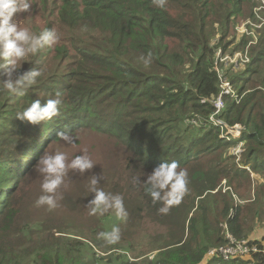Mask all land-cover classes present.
I'll return each mask as SVG.
<instances>
[{"label":"trees","instance_id":"trees-1","mask_svg":"<svg viewBox=\"0 0 264 264\" xmlns=\"http://www.w3.org/2000/svg\"><path fill=\"white\" fill-rule=\"evenodd\" d=\"M32 1L30 8L22 0L32 11L16 41L0 42V264H264V238L249 241L260 252L248 260L209 256L228 243L223 224L240 240L264 218V192L245 198L251 173L264 180L263 25L241 42L239 53L249 61L231 78L241 99L225 97L219 115L230 127L241 125L240 137L209 122L220 89L211 70L216 47L204 31L219 26L222 42L249 0ZM13 6L0 2L1 23ZM38 12L43 24L35 21ZM190 116L200 127L183 125ZM61 138L80 144L78 152L90 148L58 154L69 180L85 179L97 162L105 171L121 167L129 182H113L111 172L106 186L89 185L92 175L83 191L97 199L66 207L65 169L58 171L51 155ZM240 145L237 163L232 150ZM189 161L192 198L174 207L181 202L175 191L187 190L171 177L168 197L156 196L151 185L167 181L153 173L172 175ZM61 211L78 220L58 217ZM119 219L128 225L120 228V243L106 240L107 221ZM129 233L148 243L124 247Z\"/></svg>","mask_w":264,"mask_h":264},{"label":"rangeland","instance_id":"rangeland-1","mask_svg":"<svg viewBox=\"0 0 264 264\" xmlns=\"http://www.w3.org/2000/svg\"><path fill=\"white\" fill-rule=\"evenodd\" d=\"M2 0H0L1 2ZM31 1L30 4V8L32 7L33 1ZM264 0H249V3L246 4L245 6V11H244V17H240V20H238L235 24H232L230 22V24L227 26V32H223L224 33V38L221 42V37L222 34L220 32V28L219 26H213V28H206L204 31V35H208V39L210 41V45L212 46L211 48L213 49V47H216L214 52V59H213V63H212V67L211 70L212 72L215 74L217 80H218V86L220 89V94L214 99V104L216 103V107H218V113H216L215 115L211 116L209 118V122L215 126V127H219L221 129H223V131H225V133H229L231 135L232 139H238L235 138L237 136H240V132L242 131V127L241 125H234L233 127H230L228 124H226L225 122H223L221 120V118H219V115L221 113V111L224 109V107H226V105L224 106L223 103V99L225 97H227V101H235L236 103H238L240 101V97L238 96L235 88L233 87V83L231 82V78H234L238 75V73H241V70L237 69V67L239 66L241 60L243 59L244 54H239V52H243V50L241 48V42L243 41H251L253 40L254 37H257L258 34H260V31L262 30V24L264 22V13H262L264 11ZM15 6H13L10 10H8L6 12V18L4 22H0V42L4 41L7 37H11V41H16V35L17 33L23 29L26 20L29 18L28 14L29 12H31L32 10L30 8H27L26 12L23 9V3L22 0H14ZM254 3V4H253ZM249 9H251V16L248 15L249 14ZM38 18H36V22H38L39 20L41 21V23L43 24L45 21V16L43 12H38ZM264 27V25H263ZM205 36H203V39L205 38ZM176 48V45L174 46V49ZM234 55L235 58H232ZM250 63V62H249ZM14 84V83H13ZM16 85V84H14ZM227 85L228 88V94H224V91L222 92L223 86ZM207 101H201L202 104H206ZM215 108V107H214ZM216 110V109H215ZM193 124L196 127H200V119L199 117L194 118V116H190L189 119H187L186 123H183V125H188V124ZM80 133V132H79ZM234 136V137H233ZM223 136H221L222 138ZM225 138V137H223ZM92 141L94 139H91ZM83 143H87V147L91 146V142L88 141L87 136L83 137ZM80 147V144L74 142V143H70L68 139L65 138H61V140L58 143V147L54 148L51 151V155H54V167L59 171L63 166H64V171H60L61 176H64V179L66 180V182L64 183V186L69 187L70 189L68 191L62 190V193L64 194V202H65V206L66 207H71V205L75 202H77V198H84L85 196L87 198H89V200H93L95 201L97 198L96 196H94V192H92V194H85L83 190H87V180L86 178H90L92 177V175H94L96 178H92V180L90 181V184L93 183H97V185H103L106 186V184L109 182V176L111 174V172L113 173V182L114 180L120 181L122 183L125 182H129V179L127 178V176L125 175L124 171H119V168L121 167H117L116 165H113V168L105 171L104 168L98 164L97 162L94 164L93 167H91L89 170H87V172H89L86 176L85 179H83V177H81L79 179V181H83L85 182V186L83 188L81 182H79L77 179H75L74 177H72L69 180L70 176H73L71 173H67V171L69 170V168L66 167L65 164H63L60 160H59V153H61L62 155H64L66 158H68L69 156H75V155H79L81 153H83V151H86L90 148H85L83 147L81 152H78L76 149ZM238 150V154H236V151ZM233 155L236 156V161L237 163L240 160V155L241 153H243L245 151L244 146L240 145V147H236L232 150ZM20 157H22V155H20ZM91 161V160H89ZM186 165H188V167H186ZM184 166L185 169H183L180 172H176L172 175H166L164 172H157V173H153L156 177H160L161 179H166L167 184L166 186H160V184H158L156 187L152 186L153 190L155 191V195L159 196V194H163L162 198H167L168 197V192H169V188L170 185L169 183H172L171 177H178V181L179 184L187 190V194L181 196L177 191H175L176 193V197L181 201L180 203L174 205V207H177L179 204H183L185 202V200L188 197H191L189 195L192 194L193 191V162L189 161L187 164ZM54 167L53 166H49L47 168V172L48 173H54ZM66 171V172H65ZM75 175V174H74ZM144 178V177H143ZM152 178L148 177L145 178L144 181H148L151 180ZM150 185V183H149ZM99 186V188H100ZM190 186V188H189ZM63 187V186H61ZM90 188V187H89ZM261 189L262 192H264V180L258 178L257 176L253 175V184L251 186V188L247 191V193H245V198L246 197H250L252 198V200L254 199V196L256 194L257 195V191L255 189ZM221 189L227 191L228 187L226 185V182H223L221 184ZM231 192V191H230ZM255 192V194H254ZM233 195H234V200L236 201V203L241 204L242 200L239 198V196L237 194H235V192L233 191ZM62 196V195H61ZM192 198V197H191ZM87 199H85L84 201H86ZM184 200V202H182ZM173 204V203H172ZM114 216L120 217L121 214H112ZM69 216L70 218H72L73 221H77L78 217L73 216L72 215H68L67 212L61 211L58 214V217L64 219V217ZM107 223L111 224V230L104 236L107 237L106 240H111V241H115V242H119L117 238H119V235L121 233L120 228L124 227V222L123 220L119 219L116 222H112V221H107ZM128 225H125V227L127 228ZM70 228V227H69ZM73 232H80V228L78 226H74L72 228H70ZM222 229V235H226L227 234V228L226 226L223 224L221 226ZM68 233L65 236L66 237H73L72 234L74 233ZM131 233V231H130ZM129 233V237H128V242L123 244L124 247L129 246V245H146L148 243V239L139 235L138 237L135 235H131ZM255 237H257L258 239H262L264 237V218L261 220V223L256 227V229L254 230L253 234ZM120 243V242H119ZM134 246L133 249L136 247ZM148 248H150V245H148ZM132 249V250H133Z\"/></svg>","mask_w":264,"mask_h":264},{"label":"built area","instance_id":"built-area-1","mask_svg":"<svg viewBox=\"0 0 264 264\" xmlns=\"http://www.w3.org/2000/svg\"><path fill=\"white\" fill-rule=\"evenodd\" d=\"M262 3H263V1H262ZM263 5H264V3H263ZM262 25H264V22ZM250 44H252V43H250ZM235 56L236 55H234L232 58H235ZM248 61H249L248 57L246 56V53H245L243 56V59L241 60L240 63L245 64ZM227 88H228V86L224 85L223 89H222V92L224 91L225 95L228 94ZM214 107L216 109V111H215V114H216V113H218V110H217L218 107H216V103L214 104ZM240 135H241V132H240ZM239 137L240 136H237L235 138H239ZM236 154H238V150L236 151ZM225 239L228 241V243L226 245L220 246L217 249L210 250L209 256H214L215 254H218L223 258L224 261H229V260L235 259V258H240V259L251 258L253 255L258 254L260 252L259 247L256 245L250 244L248 240H245V239L236 240L230 234H226Z\"/></svg>","mask_w":264,"mask_h":264},{"label":"crops","instance_id":"crops-1","mask_svg":"<svg viewBox=\"0 0 264 264\" xmlns=\"http://www.w3.org/2000/svg\"><path fill=\"white\" fill-rule=\"evenodd\" d=\"M248 170V169H247ZM249 171V170H248ZM250 172V171H249ZM251 178H253V173H251ZM264 238V237H263ZM243 239H245V240H248V241H252V242H254V241H260L261 239H258L257 237H255L254 235H251L250 237H248V238H243ZM247 260L249 259V258H246Z\"/></svg>","mask_w":264,"mask_h":264}]
</instances>
